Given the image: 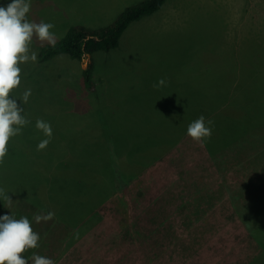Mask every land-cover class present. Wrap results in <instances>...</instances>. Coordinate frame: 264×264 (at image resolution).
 Segmentation results:
<instances>
[{"label": "rangeland", "instance_id": "374dc122", "mask_svg": "<svg viewBox=\"0 0 264 264\" xmlns=\"http://www.w3.org/2000/svg\"><path fill=\"white\" fill-rule=\"evenodd\" d=\"M143 1L30 0L27 18L54 24L57 42L72 27H105ZM11 2L0 0V6ZM46 45L33 37L28 54L35 51L37 60L18 65L21 83L10 96L28 120L53 118L59 131L82 136L95 127L90 121L103 103L98 98L109 101L111 112L136 114L153 105L174 109L184 96H217L223 89L227 102L218 104L236 109L223 113L215 156L185 134L105 202L91 228L81 227L80 216L78 227L56 216L37 224L34 216L48 211L16 194L11 205L3 200L0 216L27 217L40 235L39 246L22 258L28 264L34 253L55 264H260L263 248L251 232L264 227V61L254 83L246 73L264 60V0H167L131 23L116 49L81 59H42ZM160 79L165 85L154 87ZM29 88L22 103L18 98ZM220 113L209 109L204 116Z\"/></svg>", "mask_w": 264, "mask_h": 264}, {"label": "trees", "instance_id": "16d2710c", "mask_svg": "<svg viewBox=\"0 0 264 264\" xmlns=\"http://www.w3.org/2000/svg\"><path fill=\"white\" fill-rule=\"evenodd\" d=\"M166 1L144 0L127 7L112 23L97 30L72 27L55 45L44 47L42 59L48 60L59 54L81 59L85 53L110 52L119 46L123 33L131 23L156 13ZM254 54L250 53L249 58H253ZM262 61L260 58L257 64L250 67L253 70L251 73L247 69L246 75H252L250 83L255 82L259 72L261 75ZM260 75L257 78L262 77ZM87 79L90 81L89 76ZM98 100L103 103L98 105L90 121L95 127L84 131L82 136L59 131L52 125V118L44 120L53 127L51 142L44 150L37 151L39 142L47 137L35 125L32 126L36 124V119L30 120L27 130L23 127V135H18L17 139L10 138L7 155L0 163V189L9 197L16 194L33 205L54 212L69 226H80L75 218L80 216L84 218L81 227L84 226V230L88 226L91 228L102 218L99 208L146 168L169 154L187 133L188 124L204 116L209 109L222 111L209 118L207 114L204 116L206 121H212V134L203 142L215 156L221 142L217 130L221 126L220 121L226 119L223 113L236 109V105L218 104L227 102L223 89H218L217 96H184L174 109L162 108L160 111L159 106L153 105V109L144 108L136 114L129 109L127 111L126 106L122 109L124 112H111L107 109L109 101ZM120 106L123 107L122 104ZM212 139L218 143L217 148L210 146ZM143 161L145 165L141 164ZM118 175L124 176L121 182L117 181ZM2 201L0 199V209ZM243 222L248 230H252L247 222ZM258 230L261 234L250 232L264 252V227ZM261 260L260 264H264V253Z\"/></svg>", "mask_w": 264, "mask_h": 264}, {"label": "clouds", "instance_id": "9594fccd", "mask_svg": "<svg viewBox=\"0 0 264 264\" xmlns=\"http://www.w3.org/2000/svg\"><path fill=\"white\" fill-rule=\"evenodd\" d=\"M31 8L30 0H12L7 6H0V163L7 155V146L10 138L22 134L24 126L31 123L23 113V107L17 103V98L10 96V92L21 83L20 63L37 60V53L30 52L29 44L35 36L41 43L47 42L55 45L57 37L51 29L55 25L43 21L36 23L29 21L27 14ZM164 79H160L154 87L164 86ZM31 96V89L23 92L18 98L27 103ZM212 121H206L201 115L187 126V136L196 142L210 138L212 134ZM35 127L43 132L47 139L37 145V151L44 150L51 142L53 130L51 124L37 119ZM0 199L9 205L12 199L3 189H0ZM54 212L44 214L41 212L34 216L38 224L53 219ZM40 240L39 233L33 231L27 217L16 219L12 214L0 216V264H28V260L21 254L26 249L37 248ZM32 264H55L47 257L33 254Z\"/></svg>", "mask_w": 264, "mask_h": 264}, {"label": "crops", "instance_id": "0c3cea01", "mask_svg": "<svg viewBox=\"0 0 264 264\" xmlns=\"http://www.w3.org/2000/svg\"><path fill=\"white\" fill-rule=\"evenodd\" d=\"M164 157H165V156H164ZM164 157H163V158H164ZM124 191H125V190H124ZM124 191H122V192H124ZM120 194H121V192H119V195H120Z\"/></svg>", "mask_w": 264, "mask_h": 264}]
</instances>
